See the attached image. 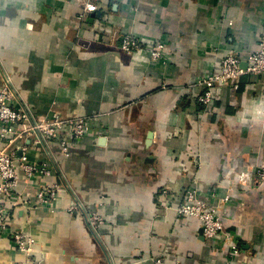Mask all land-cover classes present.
<instances>
[{
  "label": "crops",
  "instance_id": "1",
  "mask_svg": "<svg viewBox=\"0 0 264 264\" xmlns=\"http://www.w3.org/2000/svg\"><path fill=\"white\" fill-rule=\"evenodd\" d=\"M82 1L0 0V88L7 77L12 106L92 124L67 157L52 145L61 174L18 170L26 202L8 207L0 264L25 258L15 231L33 238L40 264H264V179L254 174L264 169V79L241 76L214 88L206 110L197 103L226 53L245 59L264 39V0H102L81 18ZM125 34L142 48L122 51ZM26 142L30 162L49 158ZM53 183L42 203L40 186ZM66 183L102 217L96 232L68 211ZM189 189L222 219L212 239L178 215Z\"/></svg>",
  "mask_w": 264,
  "mask_h": 264
},
{
  "label": "built area",
  "instance_id": "2",
  "mask_svg": "<svg viewBox=\"0 0 264 264\" xmlns=\"http://www.w3.org/2000/svg\"><path fill=\"white\" fill-rule=\"evenodd\" d=\"M101 1L83 0L80 17L96 12ZM119 43L120 49L129 54L142 48L140 40L131 34L123 35ZM162 48V44H156L150 50L151 57L158 59ZM244 75L264 79V39L259 40L257 47L249 52L245 59L235 52L226 53L220 60L218 72L207 74L199 81L204 90L197 97V103L206 110L212 104L214 88L230 85ZM234 87H237L236 84ZM15 97L10 80L5 77L0 88V233L9 226V205H16L19 201L26 202L17 189L18 170H22L28 178L35 175L50 176L52 170L61 174L57 159L51 153L52 145L56 144L60 154L67 157L71 146L88 134L92 127L86 116L65 118L54 114L51 117L39 118L25 104L13 107ZM27 140H31L33 145L43 144L49 158L41 163L30 162L26 156L29 146ZM17 146H20L23 153L20 158L16 155ZM260 168L254 172L255 181L264 179V169ZM60 186L58 183L41 185L37 194L39 200L48 203L55 198ZM65 187L74 199L68 211L83 212L88 227L96 232L102 223V217L96 211L86 210L68 183ZM177 212L179 216L198 219L206 239H212L223 232V222L217 209L199 201L195 190L189 189L185 192ZM12 239L16 250L25 257L16 264H40L33 257L34 241L29 234L15 231ZM232 249L237 253L235 246ZM153 263L164 264L160 258H156Z\"/></svg>",
  "mask_w": 264,
  "mask_h": 264
},
{
  "label": "rangeland",
  "instance_id": "3",
  "mask_svg": "<svg viewBox=\"0 0 264 264\" xmlns=\"http://www.w3.org/2000/svg\"><path fill=\"white\" fill-rule=\"evenodd\" d=\"M6 76H8V75H6Z\"/></svg>",
  "mask_w": 264,
  "mask_h": 264
}]
</instances>
